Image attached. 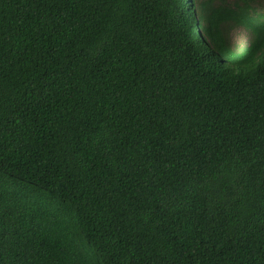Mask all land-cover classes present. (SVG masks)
<instances>
[{"label": "trees", "instance_id": "obj_1", "mask_svg": "<svg viewBox=\"0 0 264 264\" xmlns=\"http://www.w3.org/2000/svg\"><path fill=\"white\" fill-rule=\"evenodd\" d=\"M0 264H264V0H0Z\"/></svg>", "mask_w": 264, "mask_h": 264}, {"label": "rangeland", "instance_id": "obj_2", "mask_svg": "<svg viewBox=\"0 0 264 264\" xmlns=\"http://www.w3.org/2000/svg\"><path fill=\"white\" fill-rule=\"evenodd\" d=\"M231 2V0H224V2ZM230 31L228 33V41L231 46L234 47H242L245 46L249 42L248 33L242 28L230 27ZM228 29V30H229Z\"/></svg>", "mask_w": 264, "mask_h": 264}]
</instances>
